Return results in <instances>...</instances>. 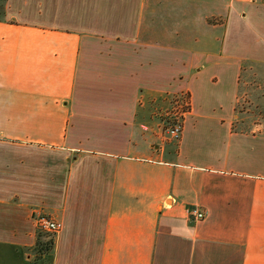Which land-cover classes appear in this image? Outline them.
<instances>
[{
	"label": "crops",
	"instance_id": "1",
	"mask_svg": "<svg viewBox=\"0 0 264 264\" xmlns=\"http://www.w3.org/2000/svg\"><path fill=\"white\" fill-rule=\"evenodd\" d=\"M247 63L264 0H0V264H264ZM162 97L187 102L177 142Z\"/></svg>",
	"mask_w": 264,
	"mask_h": 264
},
{
	"label": "rangeland",
	"instance_id": "2",
	"mask_svg": "<svg viewBox=\"0 0 264 264\" xmlns=\"http://www.w3.org/2000/svg\"><path fill=\"white\" fill-rule=\"evenodd\" d=\"M159 101L161 103H157L158 105H155L153 110L164 133L180 111L187 109V102H185V97L177 99L162 97ZM237 110L239 115L238 130L252 133L264 132V65L245 64L241 76ZM51 236L52 234L37 228V241L34 250L39 253L47 251L51 247Z\"/></svg>",
	"mask_w": 264,
	"mask_h": 264
},
{
	"label": "built area",
	"instance_id": "3",
	"mask_svg": "<svg viewBox=\"0 0 264 264\" xmlns=\"http://www.w3.org/2000/svg\"><path fill=\"white\" fill-rule=\"evenodd\" d=\"M184 111H180L176 119L171 123L166 131V139L168 141L177 142L181 136L182 132V116ZM189 214L193 217L195 222H199L205 218V213L199 209L189 210ZM37 228L50 233L52 235L59 232L61 225L60 223L50 219L46 216H38L35 220Z\"/></svg>",
	"mask_w": 264,
	"mask_h": 264
},
{
	"label": "trees",
	"instance_id": "4",
	"mask_svg": "<svg viewBox=\"0 0 264 264\" xmlns=\"http://www.w3.org/2000/svg\"><path fill=\"white\" fill-rule=\"evenodd\" d=\"M51 244H52V240H51L50 246H51ZM41 252H42V251H41Z\"/></svg>",
	"mask_w": 264,
	"mask_h": 264
}]
</instances>
